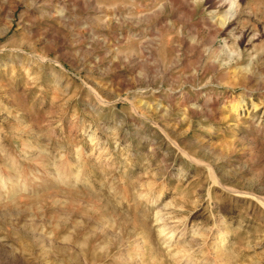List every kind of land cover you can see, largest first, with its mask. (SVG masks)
Returning a JSON list of instances; mask_svg holds the SVG:
<instances>
[{"label": "rangeland", "instance_id": "1", "mask_svg": "<svg viewBox=\"0 0 264 264\" xmlns=\"http://www.w3.org/2000/svg\"><path fill=\"white\" fill-rule=\"evenodd\" d=\"M0 264H264V0H0Z\"/></svg>", "mask_w": 264, "mask_h": 264}]
</instances>
